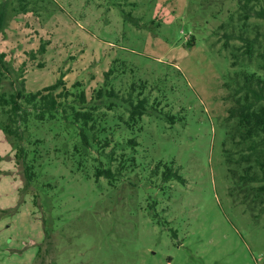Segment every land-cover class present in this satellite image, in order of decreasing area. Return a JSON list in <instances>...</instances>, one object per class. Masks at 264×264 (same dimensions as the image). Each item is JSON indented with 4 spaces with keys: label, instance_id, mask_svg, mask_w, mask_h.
Segmentation results:
<instances>
[{
    "label": "rangeland",
    "instance_id": "1",
    "mask_svg": "<svg viewBox=\"0 0 264 264\" xmlns=\"http://www.w3.org/2000/svg\"><path fill=\"white\" fill-rule=\"evenodd\" d=\"M242 1L0 0V264H264V204L224 152L239 150L227 119L236 72L264 74V18ZM112 66L108 87L144 83L155 107L131 126L121 102L95 99ZM62 75L65 113L98 102V140L30 105L23 137L4 131L12 95ZM165 164L185 181H163Z\"/></svg>",
    "mask_w": 264,
    "mask_h": 264
},
{
    "label": "trees",
    "instance_id": "2",
    "mask_svg": "<svg viewBox=\"0 0 264 264\" xmlns=\"http://www.w3.org/2000/svg\"><path fill=\"white\" fill-rule=\"evenodd\" d=\"M242 5L245 10L254 11L258 17L264 18V0H243ZM123 13L125 17H129L135 21L138 19L132 17L131 13H126L124 9ZM249 12H247L248 14ZM4 21V14L0 12V31ZM194 41H189L190 46L194 45ZM248 46L250 44L248 43ZM45 49V45L41 46V50ZM5 54L0 52V60L4 58ZM116 67L112 66L105 72V85L97 90L95 99L101 100L106 104L109 109H113L114 106L119 105L121 102L128 108L129 117L128 125L138 123L143 116L151 111L153 103L149 101L148 96L144 94L143 87L145 84H139L136 86V82L130 85L127 95H121L113 87H108V81L111 80V76L114 75ZM63 75L51 85L44 87L36 92H29L24 94L19 93V97L12 95L9 101L10 108L8 110L9 122L3 124V129L9 135H16L20 137V123L26 124L29 121L32 110L28 109L30 105L31 109L35 112V116L39 120H45L46 118H62L63 121L70 124H79L80 136L85 144H89V136L92 140H98V134L101 133L100 128L96 127L97 116L96 110L98 109V102L86 109L76 108L74 104L69 106L71 111L65 113L67 106L65 102L60 99L63 97V92H58L61 87H64L65 82ZM116 78V76H113ZM235 84H232L233 100L234 103L228 109L227 119L233 124L229 128V134L236 139L239 145V150L234 153L230 149L226 148L224 152L227 153L226 161L229 164L235 162L233 168L229 167V171L232 173L239 172L240 175L236 181L240 189L246 192L248 195H252L256 200H260L264 204V74L258 73L254 70H244L242 72H236ZM136 93V95H134ZM69 94V93H68ZM18 98H23L27 107L24 106ZM78 99L83 103L86 102L85 92H81L78 95ZM71 105V104H70ZM150 105V106H149ZM152 105V107H151ZM149 107L151 110H149ZM173 122L175 120L174 115H167ZM92 135V136H91ZM132 145H136L135 139H129L128 141ZM20 155L25 158V150L23 147L19 149ZM236 155H238L236 157ZM124 161H132L135 163V157L124 158L118 168H123L122 163ZM174 164V162H173ZM160 164L155 168L154 174H158ZM166 168L163 171V181L170 180L172 178L185 181L178 169H174L173 165L165 164ZM33 165H26V177L28 182L33 181L34 172L32 171ZM125 168V167H124ZM97 177L106 175L109 178H116L118 172L113 168H98ZM50 230L46 228V237L50 238ZM43 247L39 248L40 256H42Z\"/></svg>",
    "mask_w": 264,
    "mask_h": 264
}]
</instances>
